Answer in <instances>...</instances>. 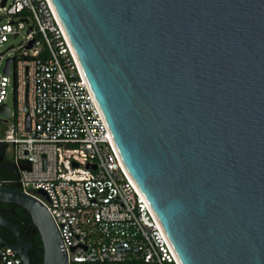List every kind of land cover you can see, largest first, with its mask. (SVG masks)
I'll list each match as a JSON object with an SVG mask.
<instances>
[{
    "label": "water",
    "instance_id": "water-1",
    "mask_svg": "<svg viewBox=\"0 0 264 264\" xmlns=\"http://www.w3.org/2000/svg\"><path fill=\"white\" fill-rule=\"evenodd\" d=\"M52 2L179 263L264 264V0ZM0 203L30 213L43 264H69L42 202L3 185ZM0 226L31 264L19 225L0 212Z\"/></svg>",
    "mask_w": 264,
    "mask_h": 264
},
{
    "label": "built area",
    "instance_id": "built-area-1",
    "mask_svg": "<svg viewBox=\"0 0 264 264\" xmlns=\"http://www.w3.org/2000/svg\"><path fill=\"white\" fill-rule=\"evenodd\" d=\"M18 36L19 48L1 50ZM4 105L11 113L0 112V131L12 128L0 150L14 146L21 191L48 208L69 264H180L120 157L52 0H0ZM0 256V264H25L1 238Z\"/></svg>",
    "mask_w": 264,
    "mask_h": 264
},
{
    "label": "trees",
    "instance_id": "trees-1",
    "mask_svg": "<svg viewBox=\"0 0 264 264\" xmlns=\"http://www.w3.org/2000/svg\"><path fill=\"white\" fill-rule=\"evenodd\" d=\"M0 158H3V161L9 164H14L6 159L5 148L3 147L0 150ZM7 173L0 176V182L5 186L21 190L20 184V175L16 174L12 170L6 171ZM0 212L1 214L19 225L21 236L24 240L33 243V250L30 252L31 264H43V255L44 249L41 240V235L39 230L33 223L30 213L23 207L17 204L11 203H0ZM0 236L4 243L8 245H15L17 242L16 237L5 227L0 226ZM75 264H157V263H147L143 260H134L125 263H75Z\"/></svg>",
    "mask_w": 264,
    "mask_h": 264
},
{
    "label": "rangeland",
    "instance_id": "rangeland-1",
    "mask_svg": "<svg viewBox=\"0 0 264 264\" xmlns=\"http://www.w3.org/2000/svg\"><path fill=\"white\" fill-rule=\"evenodd\" d=\"M24 39L22 36L18 37H12L10 38L9 42H7L2 48V51H6L7 49L11 48L13 45L16 48H19L20 45L23 43ZM13 78V75H11ZM14 96L12 93L8 96V104L13 108L14 107ZM11 126H6L4 124L1 125V131H0V136L5 137L6 135L9 134V131H11ZM6 159L13 162L14 161V146L9 144L7 145L6 149Z\"/></svg>",
    "mask_w": 264,
    "mask_h": 264
},
{
    "label": "flooded vegetation",
    "instance_id": "flooded-vegetation-1",
    "mask_svg": "<svg viewBox=\"0 0 264 264\" xmlns=\"http://www.w3.org/2000/svg\"><path fill=\"white\" fill-rule=\"evenodd\" d=\"M9 164V163H8ZM9 169H6V168H3V169H1V171H0V176L1 175H3V174H5V173H7L6 171H8Z\"/></svg>",
    "mask_w": 264,
    "mask_h": 264
}]
</instances>
